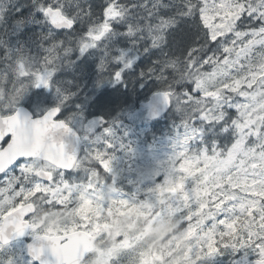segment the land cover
Listing matches in <instances>:
<instances>
[{
    "label": "rangeland",
    "instance_id": "rangeland-1",
    "mask_svg": "<svg viewBox=\"0 0 264 264\" xmlns=\"http://www.w3.org/2000/svg\"><path fill=\"white\" fill-rule=\"evenodd\" d=\"M237 1L215 0L206 5L203 12L208 20L217 16L220 18L219 23L213 26L214 37L233 32L234 21L244 12L245 0ZM53 2L65 6L64 0ZM249 2L264 3V0ZM43 19L37 17L36 21L40 23ZM99 19V16H95V25L88 30L98 31ZM245 25L236 30L235 40L224 46L229 55L215 62V67L205 69L195 81L207 94H212L213 103L179 105L186 109L182 115L184 121L191 125L187 138L181 137L173 145L171 138L175 134L174 128L169 140H163L165 132H162L161 139L156 141L157 146L154 147L151 144V133L146 132L143 137H149L143 141L144 146H140L137 140L141 138L132 132L138 130L144 133L149 128L144 118L146 109L132 107L137 99L128 96L127 104L121 106L112 117L125 109L128 119L133 122V131L131 123L125 121L123 136H117L125 140L124 144L131 145L134 155L129 161L124 151L119 147L115 149L119 153L117 159L104 168L111 177L110 182L99 181L95 171L89 169L87 181L78 188L73 185L58 189L55 184L61 182L59 178L55 183L38 181L32 185L33 190L28 191L14 187L19 179L14 177L6 186L0 187V222L5 213L21 206V203L16 202L25 199L32 201L36 195H44L46 198V193L53 195L56 202L51 208L46 206L49 199L41 200L38 212L29 217L30 229L23 240L28 242L31 239H28L29 235L60 234L65 230L84 228L99 240L97 249L86 258L88 261L84 264H197L198 259H202L204 264H220L233 258L230 255L233 249L248 248L257 239L264 237V206L261 203L264 201V149L261 148L264 145V134L260 132L261 125H264V47L261 46L264 45V36L256 33L251 39L240 43L244 28L250 26ZM125 29H121L118 24L83 55L77 47L80 48L85 33L75 30L64 34L70 43L65 49L71 51L66 52L64 49L61 56L47 53L42 63V74L44 69H56L58 66L62 70L53 73L54 83L60 82L59 75L65 70L70 71V74L63 80L68 83L77 81L80 70L75 60L79 57L93 59L90 49L98 51L101 48L99 44L109 38H118L127 43L123 58L127 57L128 61L133 62L136 52L132 49L135 48L137 37L134 32L123 34ZM12 38L19 37L16 34ZM13 44L14 41H11L8 48ZM132 44L133 48L129 47ZM47 58H52L51 64ZM94 74L100 80L104 78V84H110L104 90L116 87L114 85L117 83H113L111 76L108 77L104 70ZM141 83V94L155 89L146 86L144 81ZM34 85L35 82L30 79L22 83L27 88ZM118 86L125 90V79ZM242 87L248 90L241 91ZM225 89L228 95H224ZM227 106L237 109L239 117L233 118L237 125L235 131L229 130L231 124L222 130L223 133L230 132L234 138L233 144L224 155H220L223 150L215 148V145L222 144L213 140L211 143L215 155H210L203 148L191 156L188 145L192 141H201L190 140L191 136L196 134L201 138L205 132H210L214 126L211 120L220 122L223 118L222 109ZM197 107L206 109L202 115L209 117L203 124L198 120L193 123L191 119ZM83 110L88 115V119L81 125L84 132L89 123L103 116L90 107ZM173 114L177 113L173 112L169 116ZM174 123L179 124L181 121ZM96 131L100 129L97 127ZM249 136L259 137V140L250 141ZM94 147L86 144V160H96L87 154ZM170 154L172 159H169ZM22 167L26 173L25 180L34 176L38 169H51L47 164L37 161H30ZM161 176L162 179L157 183V177ZM18 197L22 198L17 200ZM257 212L259 215H254ZM16 246L14 241L13 249ZM259 247L264 249V244Z\"/></svg>",
    "mask_w": 264,
    "mask_h": 264
},
{
    "label": "trees",
    "instance_id": "trees-1",
    "mask_svg": "<svg viewBox=\"0 0 264 264\" xmlns=\"http://www.w3.org/2000/svg\"><path fill=\"white\" fill-rule=\"evenodd\" d=\"M232 1L233 3L239 2L237 0ZM121 2L125 6V22L120 23L119 27L122 29L126 28L128 25H131L132 32H134L137 37L135 48H133V44L129 45V47H132V50L136 52L135 57H137V62H135V66L133 68L131 67L132 70H130L125 77V90H122L120 86L104 90V88H102L104 84V78L100 80L97 78L96 74H94L104 70L107 73L106 75L109 77L116 68L122 67L120 65L121 63H124L125 57L120 61L116 60L115 57L124 54V50L127 49L124 47H128L127 44L121 42L118 38L106 39L101 44H99L101 48L98 51H90L91 57L94 60L87 57H79L75 60V64L80 70L77 81L74 82L73 80L68 83L67 81L63 80L70 74V71H62L59 75L58 81H60V85L62 86V92L70 96V99L64 104L67 112L70 113H64V116L70 120L73 118L77 119L83 114L86 117L87 112L77 108V105H83L85 103L88 104L92 111L102 113L101 115L106 119H108V116L112 118L111 116H113L116 111H118L120 107L127 102L126 97L133 96L138 98L140 96L139 83L142 81L146 83V86L149 85V87H155V89H163L164 83L158 80L155 75H148L149 69H153V71L157 74L162 72V74L167 77L166 83L172 84L177 91H179L183 86L181 85L182 83L192 81L195 82L200 78L202 72L205 71V69L202 67H191V65L187 67L185 66L187 57L184 56V52L187 50V45L183 42L184 36L187 33H194L196 31L194 18L176 15L178 7L185 3L186 0H159L161 6L159 8V12L169 20V25L164 29L157 27V19L153 18L151 22L146 19L148 6L152 4L153 0H121ZM187 2L195 7L197 0H187ZM37 3H43V0H37ZM64 3L65 6L61 7L68 15H71L76 19H82V21L79 22L75 27V30L82 32L86 28V30H88L95 25L93 20L90 19H94L96 16L95 14H98V16L100 15L106 0H66V2L64 0ZM66 5L69 7L68 9ZM17 8H19L21 12L26 11L29 14L28 19L30 22H26L19 32L9 35V32L12 28L13 19L18 17ZM90 10L93 12V14L94 12L96 13L92 15ZM3 11L5 14V23L2 19H0V92H8L11 91L14 86H19V84L23 82L22 77H19V75L20 71L23 74L26 68L22 70L17 68V62L21 58L24 59V63L26 64L36 61L34 64L35 67L36 64H39V62L42 61V58H39L40 54L38 53L32 54L31 51L33 49L36 47L43 51L46 49H53L54 54L62 55L63 50L66 48V46L69 47L70 43L67 37L64 36L63 31V36H58L57 34L60 31L53 30L49 26L48 21L43 19L42 14L34 10L32 0H0V13ZM77 11H84L86 13ZM37 17L43 20L40 23H37ZM85 18H88L89 20H85ZM129 21L130 24H127ZM244 24H249L247 18L243 19L239 25L240 27L236 30L242 29L244 26L241 25ZM235 25L236 24H233L232 30L234 29ZM50 31H53L51 35H49ZM16 34L19 38L13 40L12 37H14ZM12 40L14 41V44L11 48H8V44ZM153 40L155 41V44L151 43ZM17 41H21L23 44L18 45ZM17 47L23 48L22 54H18L15 51ZM77 48L79 49V47ZM146 48L147 51H145ZM9 49L12 51L9 52ZM30 52L31 54H29ZM177 54H180L179 57ZM161 57H163V59L166 61V66L159 64ZM101 64L103 67H98ZM61 70L62 69L58 67L56 71L59 72ZM97 81L101 86L99 93H96V90L91 91L92 87H96ZM46 92L47 89L32 90L31 94L26 96L27 101L25 104L31 106V104L34 103V100H36L35 102L39 104L42 101V106L56 104L57 101L53 100V96L57 99L55 89L51 90V99L42 100V97ZM73 93L74 95H71ZM37 96H40V98L37 99ZM5 98L6 95H0V101L5 100ZM231 108L233 107L227 106L226 109H222L223 114L227 109L231 110ZM173 111L179 115V120H185L184 115H182L185 114V108H175L174 106L171 112ZM176 117L177 115L173 114L171 118L175 119ZM158 120L155 122H158ZM111 123L112 121L110 120V124ZM229 124L230 121L224 123L223 125L217 121L214 124V128L212 129L213 133H208L206 140H217L221 144L232 145L234 142L233 136L228 132L223 134L222 131L223 127H226ZM166 126H168V123L163 124L162 127ZM160 131L162 130L158 128V130L155 132L158 134ZM148 137L149 136H140L139 138H141V140H147ZM122 141L124 143L125 140ZM117 154L119 153L115 150L114 155L117 156ZM80 161L83 168L93 169L95 171L99 181L110 182V175L104 168L101 170V168L97 166L96 160H86V158H81ZM86 176L87 174L81 178L86 179ZM66 178H71L72 181L69 182L68 180L64 179L62 182L57 183L56 187L58 189H65L73 185L78 188L80 185H83V182H76L77 178H74L70 175H67ZM21 185V189L28 191L33 190L30 187H25L23 184ZM46 195L50 196L48 193H46ZM37 197H39V195H36L30 199L34 201L39 207V201L36 200ZM50 197L51 198H47L49 199L46 201L47 206H51L56 202V198L53 195ZM26 201L29 200L25 199V201L22 202ZM231 259L232 258L228 259L227 261H222L220 264H228L229 260Z\"/></svg>",
    "mask_w": 264,
    "mask_h": 264
},
{
    "label": "snow or ice",
    "instance_id": "snow-or-ice-1",
    "mask_svg": "<svg viewBox=\"0 0 264 264\" xmlns=\"http://www.w3.org/2000/svg\"><path fill=\"white\" fill-rule=\"evenodd\" d=\"M214 2L215 0H197L195 7H193L186 0V2L181 4L177 9L176 15L182 17H192L195 19L196 31L194 33H187L184 36L183 41L187 45V50L184 52V56L187 57L185 61L186 67L189 65H191V67H202L204 69L215 67V62L229 55L224 46L225 44L232 43V41L235 40L236 29L240 27L239 25L245 18L248 19L250 26L244 28V36L240 43L251 39L256 33L264 36V31H261L264 29V3L249 2V0H245L244 12L241 13L239 19L237 20L233 32L225 33L223 36L214 37L212 34L213 26L219 23L220 18L217 16L211 20H208L203 12L207 4H212ZM32 3L34 10L39 11L45 17V20L48 21L54 28H64L69 30L74 28L76 21L68 16L65 10L59 4L54 3L53 0H43V3H37V0H32ZM160 7L159 0H153L152 4L148 6L146 19L149 22H151L153 18L157 19V27L164 29L169 25V20L160 14ZM52 10H56L58 13H63L64 16L67 17L66 21L64 23H60L54 17L50 18L49 13ZM17 13L18 17L13 19L12 28L9 32V35L19 32L26 22H30L28 19L29 14L26 11L21 12L19 8H17ZM99 17V30L96 32L91 30L85 31L84 40L81 42L79 48L81 55H83L88 48L94 47L96 42L104 39L110 32H112L113 28H115V25L125 22V6L122 4L121 0H106ZM0 19H2L5 23L4 11L0 13ZM248 29H252L253 31H248ZM131 32L132 27L131 25H128L125 29V33L123 34H130ZM52 33L53 32L50 31L49 35ZM151 43L155 44V41L153 40ZM17 44L22 45L23 42L17 41ZM261 46L264 47V45ZM8 51L11 52L12 50L9 49ZM15 51L18 54H22L23 48L17 47ZM49 51H51V49H49ZM65 51L70 52L71 49H65ZM145 51H147V48ZM47 59L48 63L51 64L52 58ZM115 59L118 61L123 60V55L117 56ZM131 64L132 61L129 60L123 65V67L116 68L111 73L112 82H121L124 79V70L130 68ZM98 67L102 68L103 65L101 64ZM17 68L21 70L25 68L23 58L17 62ZM54 72L55 68L44 69L43 74L41 75L39 70L33 69L27 73V76H23L22 78L33 80L36 87L43 85L45 89L52 90L54 86ZM148 75H155L158 80L164 83V88L159 94L163 97V103L166 106L174 105L176 108H178L181 104L186 106L196 104L198 106L200 103H213V97L208 95L206 90L199 87L194 81L182 83L181 85L183 86L179 91H177L172 84L166 83L167 77H165L162 72L157 74L153 71V69H149ZM247 90L248 89L245 87H242L241 89V91ZM55 92L57 94V103L52 107L43 109L38 115L31 116L21 109L19 105H17L15 108L0 109V118L6 120H16L18 116H23L28 120L29 125H31L33 122L46 120L60 122L63 125L65 135L68 137V140L71 142L73 147L77 148L76 144L80 141L86 143L87 145L95 146L93 149L88 150L87 154L90 157H95L97 166L101 168V170L107 167L109 162L115 161L117 159V157L114 155V151L117 147H119L120 150L124 151L128 155L129 161L132 160L134 150L131 148L130 144H124L120 137L117 136L114 123L110 124L108 121L100 118L93 123H89L86 126L84 135L80 136V134L71 126L69 119L62 118L63 114L61 109L70 99V96L62 92L59 87L55 88ZM228 94V90L225 89L224 95ZM238 94L239 93H233L232 95ZM71 95H74V93ZM77 108L79 109L80 106L77 105ZM205 111L206 109L197 107L191 116L193 123L198 120L200 124H203L204 121L209 118L207 115H202V113ZM151 114L158 115V112L153 110ZM210 115H214V113H211ZM234 117L239 119L237 115V109L232 108L231 110H226L223 114V119L220 120V124L223 125L226 122L232 121L229 130L235 131L237 125L233 120ZM211 123L215 124L216 120H211ZM97 127L100 129L99 132L96 131ZM189 127H191V125L185 121H181V123L176 126L175 134L171 138L173 145H176L181 140V137L187 138ZM260 132L261 134H264V125H261ZM249 140L258 141L259 137L249 136ZM189 143H191V141H189ZM200 145L206 148L210 155L216 154L213 146L208 142L201 140ZM11 146H13L12 132H7L3 136H0V150L8 149ZM230 146L231 144L221 146L219 143H217L215 148H222L223 151L220 153V155H224ZM252 146H255V144ZM261 148L264 149V145H262ZM172 158L173 156L170 154L169 159ZM31 160L32 157L18 156L12 163L0 171V187L6 186L8 181L12 180L14 177H19V179L16 181L17 189H19L21 184H23L25 187H31L37 181L41 183H48V181L42 177H37L35 181L25 180L26 173L24 172V168L22 166L28 165ZM70 170L71 169L63 170V179H66L69 182H71L72 179L66 178V172ZM131 170V164H129V171ZM59 178L60 170H57L53 174L52 183H55ZM161 179L162 176L157 177L156 182L158 183ZM21 198L22 197H18L17 200ZM261 203L262 206H264V201ZM31 215V213L28 214L29 217ZM254 215H259V213H254ZM23 237H25V233L21 231L15 238L17 246L14 249L13 240H8L7 242L0 241V264H46V262L42 259L34 258V237L29 235L31 240L28 242H25ZM261 244H264V237L257 239L248 248L233 249V251L230 253L233 258L229 260L228 264H264V249L259 247ZM258 257L260 259H257ZM197 264H204V261L202 259H198Z\"/></svg>",
    "mask_w": 264,
    "mask_h": 264
},
{
    "label": "water",
    "instance_id": "water-1",
    "mask_svg": "<svg viewBox=\"0 0 264 264\" xmlns=\"http://www.w3.org/2000/svg\"><path fill=\"white\" fill-rule=\"evenodd\" d=\"M49 17H54L60 23H64L67 19L56 10L50 11ZM159 93H153L146 104L151 105V108L152 105L158 107L162 113L168 106L163 103V97ZM20 108L32 116L25 107ZM7 132L13 133V146L0 150V171L18 156L40 157L61 169H70L77 159L81 141L77 142V148L73 147L60 122L46 120L29 125L28 120L23 116H18L16 120L0 118V136ZM38 177L49 180L51 175L39 171ZM33 211L34 205L28 203L7 214L0 227V241L15 240L21 231L26 234L28 221L25 217ZM52 240L53 243L45 237L34 239V258L42 259L46 264H79L85 253L93 249L92 240L83 244L85 239L81 235L69 238L62 245H59L57 238ZM69 248L71 249L68 250Z\"/></svg>",
    "mask_w": 264,
    "mask_h": 264
},
{
    "label": "clouds",
    "instance_id": "clouds-1",
    "mask_svg": "<svg viewBox=\"0 0 264 264\" xmlns=\"http://www.w3.org/2000/svg\"><path fill=\"white\" fill-rule=\"evenodd\" d=\"M180 54H177V56L179 57ZM160 65H165L166 66V61L163 59V57H161L160 61H159Z\"/></svg>",
    "mask_w": 264,
    "mask_h": 264
},
{
    "label": "bare ground",
    "instance_id": "bare-ground-1",
    "mask_svg": "<svg viewBox=\"0 0 264 264\" xmlns=\"http://www.w3.org/2000/svg\"><path fill=\"white\" fill-rule=\"evenodd\" d=\"M168 7V6H167ZM174 12V11H173ZM172 15V14H171ZM80 30V29H79ZM76 97V96H75Z\"/></svg>",
    "mask_w": 264,
    "mask_h": 264
}]
</instances>
